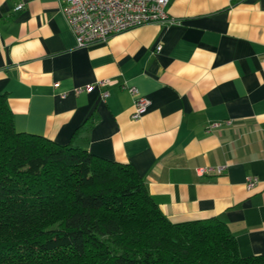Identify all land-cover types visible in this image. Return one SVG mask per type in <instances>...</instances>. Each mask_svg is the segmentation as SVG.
<instances>
[{
    "label": "crops",
    "instance_id": "0c3cea01",
    "mask_svg": "<svg viewBox=\"0 0 264 264\" xmlns=\"http://www.w3.org/2000/svg\"><path fill=\"white\" fill-rule=\"evenodd\" d=\"M167 11L78 47L59 0H0V93L16 130L132 164L171 222L218 218L242 257H264V0ZM132 86L151 101L137 120Z\"/></svg>",
    "mask_w": 264,
    "mask_h": 264
},
{
    "label": "trees",
    "instance_id": "16d2710c",
    "mask_svg": "<svg viewBox=\"0 0 264 264\" xmlns=\"http://www.w3.org/2000/svg\"><path fill=\"white\" fill-rule=\"evenodd\" d=\"M0 264H264L218 218L171 222L130 163L16 130L0 93Z\"/></svg>",
    "mask_w": 264,
    "mask_h": 264
},
{
    "label": "built area",
    "instance_id": "2783aa9c",
    "mask_svg": "<svg viewBox=\"0 0 264 264\" xmlns=\"http://www.w3.org/2000/svg\"><path fill=\"white\" fill-rule=\"evenodd\" d=\"M62 12L75 36L78 47H86L97 42L107 41L115 34L127 31L149 23L172 22L167 11L170 0H59ZM19 4L16 10L23 9ZM109 80L98 81L97 85L103 87ZM94 85H87L85 90L90 91ZM82 89H76V92ZM134 96L135 110L132 117L137 120L149 109L151 101L141 95L134 86L129 87ZM109 92L103 91L106 98ZM221 123H211L208 130L220 127ZM224 167L211 166L198 167L199 175L212 172H222ZM258 179L249 177L247 186L251 189L256 186Z\"/></svg>",
    "mask_w": 264,
    "mask_h": 264
}]
</instances>
